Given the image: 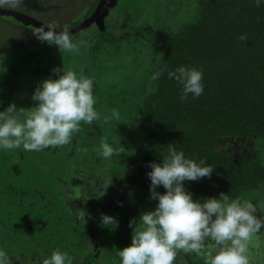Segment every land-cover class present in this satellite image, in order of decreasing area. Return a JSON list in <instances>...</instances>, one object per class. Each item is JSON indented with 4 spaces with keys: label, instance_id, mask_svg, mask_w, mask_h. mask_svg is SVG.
Listing matches in <instances>:
<instances>
[{
    "label": "trees",
    "instance_id": "obj_1",
    "mask_svg": "<svg viewBox=\"0 0 264 264\" xmlns=\"http://www.w3.org/2000/svg\"><path fill=\"white\" fill-rule=\"evenodd\" d=\"M120 1L78 39L77 52L53 60L93 79L99 119L81 121L65 145L0 150V249L13 253L12 264L57 250L72 264H119L116 249L131 242L129 220L155 206L148 163L162 160L170 145L214 169L184 182L193 199H247L264 221V2ZM138 6L149 13L137 15ZM40 61L27 66L39 69ZM181 65L202 71L198 97L182 100L168 77ZM17 74L0 71V110L30 103L29 86L15 91L7 80ZM104 142L114 148L108 159L99 152ZM97 202L103 210L91 212ZM102 213L116 226L101 224ZM248 255L250 264H264V227L249 240ZM175 264H207L206 254L180 252Z\"/></svg>",
    "mask_w": 264,
    "mask_h": 264
},
{
    "label": "clouds",
    "instance_id": "obj_2",
    "mask_svg": "<svg viewBox=\"0 0 264 264\" xmlns=\"http://www.w3.org/2000/svg\"><path fill=\"white\" fill-rule=\"evenodd\" d=\"M22 2L0 0V7H17ZM260 2L264 0H257ZM33 35L47 45H55L60 53L79 49V42L67 26L62 31H56L55 25L37 27ZM52 73L55 78H45L34 88L33 106L22 108L10 102L0 110V150L22 147L26 151H40L65 145L79 130L81 121L91 124L99 119L92 78L83 72L66 70L63 65L54 67ZM160 75L155 72L152 79ZM168 77L180 85L182 100L189 94L195 98L203 93V73L196 67L181 65L169 71ZM99 152L108 159L114 155V148L104 142ZM148 167L149 196L155 206L129 220L131 242L116 249L119 264H175L180 252H203L207 264H250L248 242L264 227V221L257 217L255 203L239 197L230 199L223 193L193 199L184 182L210 177L214 169L204 160L187 158L174 146H169L162 160L151 161ZM160 186L163 192L157 191ZM105 187L95 194L97 198L105 194ZM100 222L105 226L117 224L114 216L104 213ZM0 264H12L3 249ZM43 264H72V261L67 253L57 250Z\"/></svg>",
    "mask_w": 264,
    "mask_h": 264
},
{
    "label": "rangeland",
    "instance_id": "obj_3",
    "mask_svg": "<svg viewBox=\"0 0 264 264\" xmlns=\"http://www.w3.org/2000/svg\"><path fill=\"white\" fill-rule=\"evenodd\" d=\"M56 1L57 0H52L50 2L45 1L43 3V8L36 11L26 6L21 7L26 13H28L32 17L39 18L46 25H55V29H64V27L67 26L69 29L77 26L87 18L91 9L89 5L94 0H59L60 2ZM115 1L116 0H108L106 8ZM148 13L149 11L145 13V10H143V8L141 9L140 7L137 11V15H140L141 17L147 15ZM3 15V13L0 14V53L3 54V57L0 56V65H2L5 69L3 67H0V71L3 74H6L8 70L14 71V74L18 72L17 75H6L8 82L13 81V83L12 85L9 83H4V87H9L11 85L13 86L15 91L26 90L27 87H24L22 89L21 85L23 84L24 86L25 84H27L29 86L28 92L32 93L34 88L37 86L38 81H36L31 74L36 73L37 78H41V80H43L44 78V73L46 74V77L51 76L52 78H55V75L52 73V69L61 65L59 61L53 60H55L56 56H58L59 50L55 45L50 46L37 40L33 35L36 27H30L33 28L30 29L28 27L26 28L23 26H19L16 22L13 23L10 19L5 20V17ZM140 20H142V18ZM96 24L97 23L94 22L88 25L83 30L76 31L71 34L77 41H79L78 39H80L81 37L90 34V31L94 29ZM23 25L30 26L29 23L25 22H23ZM80 44L81 43H79V45ZM50 52L52 53L50 54ZM48 53L50 54L49 59L52 58V60H47L48 57H46V55ZM40 59V62H42L43 60L46 61L45 63L41 64V67H39V69L36 67L28 68V64H31L32 62L37 63ZM8 84L9 86H7ZM28 96L30 103H26L24 108H29L34 104V102L31 100V94H28ZM103 205L104 204L102 202H97L94 206L97 211L101 212L103 210ZM73 208L74 207H72V209ZM27 247L28 248L26 250H29V245ZM12 254L13 253L9 254V257H11L10 255ZM22 254L24 255L25 253H18V255L20 256H22ZM107 264L110 263L108 262Z\"/></svg>",
    "mask_w": 264,
    "mask_h": 264
},
{
    "label": "flooded vegetation",
    "instance_id": "obj_4",
    "mask_svg": "<svg viewBox=\"0 0 264 264\" xmlns=\"http://www.w3.org/2000/svg\"><path fill=\"white\" fill-rule=\"evenodd\" d=\"M46 2H50V1H52V0H45ZM44 0H23V2L19 5V6H17V7H9V6H3V7H0V8H4V9H9V10H13V11H16V12H19L20 13V15L21 16H25L26 17V19H27V17H28V19H33V20H37V21H41L39 18H35V17H32L31 15H29L28 13H26L25 11H24V9H22V7L21 6H26V7H28V8H31L32 10H34V11H36V10H39V9H41V8H43V6H44V2H45ZM53 1H55V0H53ZM56 2H60L59 0H57ZM98 2H99V0H94V1H92L91 2V4L89 5V7H91L92 8V10L89 12V14H88V16L91 14V12L95 9V7L97 6V4H98ZM117 2V1H116ZM106 4H107V2L106 3H104V7L106 6ZM104 9V8H103ZM1 14V13H0ZM4 15V19L5 20H7V19H10L13 23L14 22H16L19 26H23V27H28V28H30V27H36L34 24H32V23H30L29 21H27V20H23V19H20L19 17H18V15H14L13 13H3ZM87 16V17H88ZM21 21V22H20ZM23 22H25V23H29L30 24V26H26V25H23ZM42 22V21H41ZM94 22H96V21H94ZM94 22H92V23H94ZM43 23V22H42ZM91 23V24H92ZM46 25V24H45ZM47 26V25H46ZM96 26H97V24H96ZM37 28V27H36ZM30 29H33V28H30ZM82 199L84 198L83 196L81 197ZM81 199V200H82ZM76 201H77V203L79 202V199H76ZM85 203V202H84ZM83 202L81 203V204H84ZM86 204V203H85ZM72 209V208H71ZM91 209V212L93 211H95L96 209H95V207H92V208H90ZM73 211H75L74 209H72ZM71 210V211H72ZM72 211V212H73ZM76 212V211H75ZM74 213V212H73ZM77 213V212H76ZM86 215L84 216V217H87V215H89L88 213L89 212H87L86 211ZM78 214H79V212H78ZM45 258H47V257H45ZM45 258H32V259H34V260H32V261H27V262H21V263H19V264H28V263H30V264H43V260L45 259ZM17 264V263H16Z\"/></svg>",
    "mask_w": 264,
    "mask_h": 264
},
{
    "label": "water",
    "instance_id": "obj_5",
    "mask_svg": "<svg viewBox=\"0 0 264 264\" xmlns=\"http://www.w3.org/2000/svg\"><path fill=\"white\" fill-rule=\"evenodd\" d=\"M116 1L106 8V6L104 7V3L108 2V0H99L97 6L91 12V14L86 19H84L80 24H78L77 26L69 28V31L71 33L76 32L78 30H81V29L87 27L88 25H90L94 21H96L99 24H102L103 23V17L106 15V13L109 10V8L112 7L116 3ZM0 13H13L14 15H18L19 14L18 17L20 19L27 20L30 23L34 24L36 27L46 26L41 21L33 20L31 18L28 19V17L26 19V17L24 15L21 16L19 12H16V11H13V10L0 8ZM55 30L56 31H62L63 29H55Z\"/></svg>",
    "mask_w": 264,
    "mask_h": 264
}]
</instances>
